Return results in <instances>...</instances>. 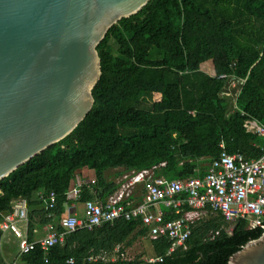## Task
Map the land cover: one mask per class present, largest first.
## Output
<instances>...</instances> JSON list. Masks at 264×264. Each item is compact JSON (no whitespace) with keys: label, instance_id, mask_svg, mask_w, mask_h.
I'll return each instance as SVG.
<instances>
[{"label":"trees","instance_id":"1","mask_svg":"<svg viewBox=\"0 0 264 264\" xmlns=\"http://www.w3.org/2000/svg\"><path fill=\"white\" fill-rule=\"evenodd\" d=\"M96 50L101 77L88 115L66 138L0 181V224L13 203L24 199L27 222L17 224L24 233L16 226L21 237L35 242L41 237L35 228L51 225L64 233L62 242L46 252L36 245L21 253V239L10 229L0 231V264H145L140 257L123 258L146 238L139 221L118 219L65 233L60 220L69 205L82 215L85 202L111 199L119 188L105 176L111 169L185 181L204 176L223 151L248 160L260 156L264 137L244 124L264 126V0H149L112 26ZM209 62L207 73L202 65ZM231 80L244 83L232 89ZM81 171H91L94 183L78 185ZM77 186L79 197L72 199ZM49 193L55 194L52 210L46 209ZM261 236L244 221L228 224L208 216L192 224L185 249L167 254L172 242L149 240L150 258L162 259L155 264H227Z\"/></svg>","mask_w":264,"mask_h":264},{"label":"water","instance_id":"2","mask_svg":"<svg viewBox=\"0 0 264 264\" xmlns=\"http://www.w3.org/2000/svg\"><path fill=\"white\" fill-rule=\"evenodd\" d=\"M149 0H0V181L66 138L93 106L97 46ZM227 264H264V235Z\"/></svg>","mask_w":264,"mask_h":264},{"label":"built area","instance_id":"3","mask_svg":"<svg viewBox=\"0 0 264 264\" xmlns=\"http://www.w3.org/2000/svg\"><path fill=\"white\" fill-rule=\"evenodd\" d=\"M243 80H231V88L241 86ZM239 90L235 93L238 95ZM247 132L264 137V126L255 121H246ZM223 148V146L221 145ZM92 184L94 179H78V185ZM134 183L142 184L139 193L140 201L131 207L120 204V200L112 198L106 202L87 201L83 204L82 215L68 212L60 220V227L65 233L77 229L91 230L118 219L137 220L145 229L146 238L155 240L166 238L172 242L167 254L175 248L185 249L192 224L208 218L220 216L226 223L244 221L250 230H261L264 235V145L260 147V156L256 159H245L241 154L222 152L208 166L204 176L193 177L185 181H165L151 179L147 172L136 175ZM79 187L70 191L72 199L79 197ZM186 205L190 211L182 212ZM55 206V194L49 193L46 209ZM169 210L172 218H166ZM51 214L47 215L50 218ZM27 222V203L20 199L13 203L11 213L3 218L0 231L10 229L20 238L19 249L26 253L38 245L46 252L58 242H62L63 234L56 233L51 225L44 226V234L35 242L22 238L17 229L18 223ZM145 264L161 263V258H149Z\"/></svg>","mask_w":264,"mask_h":264},{"label":"rangeland","instance_id":"4","mask_svg":"<svg viewBox=\"0 0 264 264\" xmlns=\"http://www.w3.org/2000/svg\"><path fill=\"white\" fill-rule=\"evenodd\" d=\"M208 64L209 63L202 65V70L206 71L207 73L210 72L209 69L207 70ZM231 92L232 94L235 93V91L232 90ZM230 96L234 98L233 95ZM203 165L206 164L204 163ZM136 175L137 174L125 172L122 169H111L105 173V176L108 180L113 181L114 183L119 185L117 192L112 197L113 200L121 201L128 195L137 196L138 193L142 191V184L134 183V178L136 177ZM18 228L20 232L24 233L25 229L23 226H18ZM34 231L37 237H40L45 233L43 227H37ZM136 257H140L142 260H147L152 257V250L148 238H142L135 241L131 247L125 250L123 254V258L126 260H132Z\"/></svg>","mask_w":264,"mask_h":264},{"label":"crops","instance_id":"5","mask_svg":"<svg viewBox=\"0 0 264 264\" xmlns=\"http://www.w3.org/2000/svg\"><path fill=\"white\" fill-rule=\"evenodd\" d=\"M211 67H212V66H211V63L209 62L207 70L209 69V71H211ZM209 73H210V72H209ZM80 175H81V177L83 178V180H88V179L93 178V173H92L91 171H83V172L81 171ZM81 177H79L78 179H82ZM128 197L130 198L128 204H129L131 207L135 206V205L138 204L139 201H140L139 193H138L137 196H129V195H128L125 199H127ZM123 200H124V199H123ZM68 212H70V213H77L78 215H80V213L77 212L76 205L73 204V203H71V204L69 205L66 214H67Z\"/></svg>","mask_w":264,"mask_h":264},{"label":"flooded vegetation","instance_id":"6","mask_svg":"<svg viewBox=\"0 0 264 264\" xmlns=\"http://www.w3.org/2000/svg\"><path fill=\"white\" fill-rule=\"evenodd\" d=\"M236 222H233L232 224H235Z\"/></svg>","mask_w":264,"mask_h":264}]
</instances>
